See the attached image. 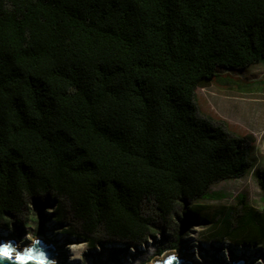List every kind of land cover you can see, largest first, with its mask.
<instances>
[{
	"label": "trees",
	"instance_id": "obj_1",
	"mask_svg": "<svg viewBox=\"0 0 264 264\" xmlns=\"http://www.w3.org/2000/svg\"><path fill=\"white\" fill-rule=\"evenodd\" d=\"M257 63L264 0H0V226L52 197L94 246L173 221L179 249L198 200L252 166V135L201 114L196 90ZM219 218L212 238L249 228L264 248V211L240 198Z\"/></svg>",
	"mask_w": 264,
	"mask_h": 264
},
{
	"label": "rangeland",
	"instance_id": "obj_2",
	"mask_svg": "<svg viewBox=\"0 0 264 264\" xmlns=\"http://www.w3.org/2000/svg\"><path fill=\"white\" fill-rule=\"evenodd\" d=\"M228 73L233 76L230 85L220 81L197 88L198 108L203 115L225 121L229 130L252 135V166L240 178L213 184L210 188L212 199L198 200L203 207L190 223V234L183 239L179 249L168 248L173 240V221L157 223L160 231L139 245L107 240L101 236L94 246L83 235L75 236L60 230L62 227L52 220L55 204L52 197L30 202L22 214L15 216L19 223L10 229L0 226V240L11 236L16 246L22 248L30 244L33 237L42 236L55 247V264H151L169 252L184 256L192 264H223L226 260L240 258L246 260V264H264L263 239L252 229L237 231L234 238L224 233L212 238L223 226L221 218L213 219L216 209L237 208L240 198H244L245 205L264 211L263 192L257 179L258 172L264 170V63ZM41 211L44 215L43 235L37 232ZM64 227L76 231L70 222ZM254 238L256 241H253ZM161 246L165 249L157 254ZM75 256L80 258L73 259Z\"/></svg>",
	"mask_w": 264,
	"mask_h": 264
},
{
	"label": "water",
	"instance_id": "obj_3",
	"mask_svg": "<svg viewBox=\"0 0 264 264\" xmlns=\"http://www.w3.org/2000/svg\"><path fill=\"white\" fill-rule=\"evenodd\" d=\"M33 241H38V243L35 244V249L42 250L44 253H46L48 260L54 261L56 251L52 243H48L47 241H45V239L42 236L33 237ZM33 241L30 244L20 248L16 246V241L11 236L10 238H7V240L1 239L0 245H5V244L10 245L11 248H13L15 251L13 252V258L0 260V264H22V262L15 260V254L17 252L20 254H24L26 249H32ZM23 264H45V262L37 261L35 259H30L23 261ZM151 264H192V262L188 259H185L182 256L175 254L174 252H169L164 256H162L161 258L155 259ZM202 264H208V263H202ZM223 264H246V260L242 258L231 261L226 260Z\"/></svg>",
	"mask_w": 264,
	"mask_h": 264
},
{
	"label": "snow or ice",
	"instance_id": "obj_4",
	"mask_svg": "<svg viewBox=\"0 0 264 264\" xmlns=\"http://www.w3.org/2000/svg\"><path fill=\"white\" fill-rule=\"evenodd\" d=\"M15 250L13 248H11L10 245H0V256H7L9 259L13 258V252ZM32 256H31V250L30 249H26L24 254H20V253H16L15 254V259L22 262L23 264V261L25 259H31Z\"/></svg>",
	"mask_w": 264,
	"mask_h": 264
},
{
	"label": "clouds",
	"instance_id": "obj_5",
	"mask_svg": "<svg viewBox=\"0 0 264 264\" xmlns=\"http://www.w3.org/2000/svg\"><path fill=\"white\" fill-rule=\"evenodd\" d=\"M38 243V241H33V248L31 250V259H35L37 261H43L45 264H55L54 261L48 260L46 253H44L42 250L35 249V244ZM9 259L7 256H0V260ZM16 260V259H15ZM30 260V259H25ZM18 261V260H16Z\"/></svg>",
	"mask_w": 264,
	"mask_h": 264
},
{
	"label": "bare ground",
	"instance_id": "obj_6",
	"mask_svg": "<svg viewBox=\"0 0 264 264\" xmlns=\"http://www.w3.org/2000/svg\"><path fill=\"white\" fill-rule=\"evenodd\" d=\"M193 214V213H192ZM247 234V233H246ZM203 246V245H202ZM250 249V248H249ZM257 249V248H256ZM215 250V249H214ZM244 251V250H243ZM263 251V250H262ZM257 252V251H256ZM184 257V256H183ZM80 257L79 256H75V257H73V259H79ZM185 258V257H184ZM185 259H187V258H185ZM236 260V259H235ZM54 261H55V258H54ZM194 264H196V263H194ZM248 264V263H247Z\"/></svg>",
	"mask_w": 264,
	"mask_h": 264
}]
</instances>
